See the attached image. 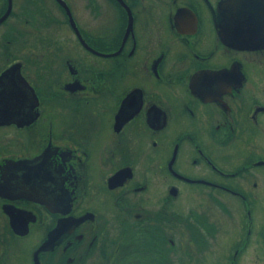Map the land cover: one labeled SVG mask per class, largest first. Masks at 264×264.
Segmentation results:
<instances>
[{"label": "flooded vegetation", "instance_id": "af4514ba", "mask_svg": "<svg viewBox=\"0 0 264 264\" xmlns=\"http://www.w3.org/2000/svg\"><path fill=\"white\" fill-rule=\"evenodd\" d=\"M1 16L0 264H264V0Z\"/></svg>", "mask_w": 264, "mask_h": 264}, {"label": "water", "instance_id": "95a60500", "mask_svg": "<svg viewBox=\"0 0 264 264\" xmlns=\"http://www.w3.org/2000/svg\"><path fill=\"white\" fill-rule=\"evenodd\" d=\"M0 18H2V16L0 17ZM238 21V20H237ZM237 23V26L235 27V29H238L239 27H238V23H239V21L238 22H236Z\"/></svg>", "mask_w": 264, "mask_h": 264}]
</instances>
